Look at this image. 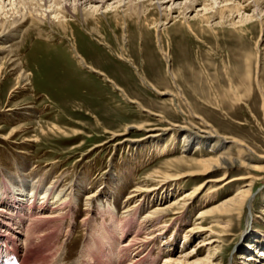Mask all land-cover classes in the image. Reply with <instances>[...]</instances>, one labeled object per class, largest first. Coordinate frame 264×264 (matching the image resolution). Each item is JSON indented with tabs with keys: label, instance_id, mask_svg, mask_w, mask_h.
Returning a JSON list of instances; mask_svg holds the SVG:
<instances>
[{
	"label": "rangeland",
	"instance_id": "obj_1",
	"mask_svg": "<svg viewBox=\"0 0 264 264\" xmlns=\"http://www.w3.org/2000/svg\"><path fill=\"white\" fill-rule=\"evenodd\" d=\"M15 2L5 0L6 6L12 3L7 10L16 8ZM177 3L173 6L168 2L163 10L166 6L178 10L185 0ZM209 3L214 4V0ZM250 7L242 16L234 15L233 19L222 23L211 20V27L200 26L204 31L199 37L190 30L185 37L167 30L157 41L154 31L151 37L142 35V38L135 26L131 27V37L134 34L132 38H136L128 45V51H123L130 61L117 56L121 51L118 45L121 32L113 21L110 25L107 17L100 20V30L110 46L75 24L79 54L88 66H94L108 77L81 65L80 58L72 51V43L66 38L62 42L63 34L53 26H45L47 31L41 35L36 32L29 35L25 43L14 46L21 69L31 75L26 86L20 85L17 84L18 73L9 68L0 82L3 111L0 114V208L5 214L9 213L10 219L18 202L7 183H16L20 178L33 177L44 188L55 182L57 193L63 191L69 200L61 203L62 206L57 204L53 210L50 200L29 199L24 207L18 206L24 212L20 218L22 223H28V227L32 224L30 231L27 228L28 239L26 232L24 236L27 242L23 243L28 248L23 264H77L76 259L84 250L85 255L95 257L86 245L92 236L97 238L92 242L94 249L97 246L104 253L103 249L114 243L110 233H118L106 210L108 205L116 206V222L120 228L125 225L129 228V238L138 231V239L129 251L132 255L138 252L139 258L147 264H165L167 259L195 252L201 248L202 241L208 239L213 245L205 246L199 254L186 259L188 264H264V3L258 8ZM154 12L159 17L158 11ZM108 19L113 20V16L108 15ZM170 26L172 21L166 24L167 29ZM193 27L201 30L198 24ZM185 30L188 29L185 27ZM132 59L140 67L138 73ZM114 82L124 91L116 88ZM16 84L20 86L12 93ZM159 114L165 117L164 121L157 116ZM189 121L202 127L207 124L228 138L227 146H231L234 156L237 154L235 145L240 143L253 160L252 165L260 169L247 172V169L232 168L227 181L249 177L254 182L246 179L225 186L222 185L227 181L212 184L214 190L208 189L195 200L184 218L177 216L168 220L161 236L142 242L140 239L159 230L153 227L151 234L146 229L148 223L142 220L144 216L159 204L167 206L179 200L204 180L186 181L180 190L172 187L165 192L152 193L140 199L136 208L125 212V205L135 202V199L127 201L128 196L138 188L154 186L148 175L165 172L169 170L168 163L183 158L184 141L178 136L176 149L158 155L154 146L159 141L170 140L169 135L157 138V142V139L139 142L149 131L135 128L128 134L131 142L118 145L123 137L114 138L109 131H121L126 125L151 124V129L158 128L152 132L157 134L170 124ZM53 127L63 131L54 132ZM14 129L20 130L5 136ZM33 139L38 141L31 142ZM202 150L203 155L211 154L209 146ZM194 151L188 154L189 158L197 157ZM212 176L213 180H221L223 172ZM244 182L253 184V195L242 214L229 218L209 215L204 220L199 219V213L234 197L236 189L244 188ZM93 192L96 195L90 205L86 204V195ZM210 192L215 199L207 202ZM101 207H104L103 212ZM48 214L56 217L46 216ZM94 228L100 234L94 235ZM105 230L110 233L101 241L105 245L102 247L99 235ZM117 237L119 239V234ZM30 238L32 241L27 246ZM87 247L89 249H85ZM249 256L253 259L248 261L245 258Z\"/></svg>",
	"mask_w": 264,
	"mask_h": 264
},
{
	"label": "bare ground",
	"instance_id": "obj_2",
	"mask_svg": "<svg viewBox=\"0 0 264 264\" xmlns=\"http://www.w3.org/2000/svg\"><path fill=\"white\" fill-rule=\"evenodd\" d=\"M15 1H16L15 2L16 8L14 9L11 8L10 10H7L12 3L6 6L5 0H0V82L4 71L10 68L16 70V73H18L19 75L17 84L25 85V86L29 83L31 73L26 72L24 69H21L20 67L21 62L19 63V59L18 57H16L17 55H15L16 50L14 49V46L21 44L20 42L23 43L25 39L27 40V38H29L28 37L29 35H32L36 32L38 35H41V33L47 31L45 26L49 25L51 26V28L53 26L54 28L59 30L63 34L61 36L63 38L62 42L65 41L64 38H66V40L69 39V42L72 43V51L78 58H80L81 65L88 66L84 57L79 54L75 44L76 37H75V30L73 27L75 24H78L80 27H83L86 33H89L88 35L95 36V39L97 41L98 40L102 41L106 43L108 46H110L109 43L105 41L106 39H104V34L101 31L102 25L100 20L102 17H107L109 24L110 21H113V23L115 24L114 27H116V29L118 28L121 32L120 37L118 36L119 41L117 40L119 42L118 45L120 46L121 51H119L117 56L123 59L125 58L130 61L131 59L129 57L128 59L125 56L126 54L123 53V51H126L128 49V45L131 44L132 40L136 38V37L134 39L132 38L134 37V34L131 37L130 34L131 27L133 28L135 26L136 29L135 31L137 32L138 36L140 35V37L142 38L150 36L151 31H154L156 33L155 37L157 38V41H160V39L165 34V31L167 30L173 34L183 35L184 37L186 36L185 33L187 31L189 32L190 30L194 36L199 37L198 34L202 35V32L204 31L203 28L200 26L202 25L208 27L213 26L212 23H210L211 20H216V23H222L226 20L233 19L234 15L242 16L246 14L245 13L246 9L252 5L257 6L258 8L260 7L261 4L264 3V0H220V1L214 0V4L209 3L212 0H185V4L183 3L179 4L181 8H178V10L173 7L168 8V6H166L165 8L166 10H163L164 5L168 4V2H171L173 6L174 5L176 6L178 5L177 2L179 0H15ZM111 1L113 3L110 4ZM151 5L153 6L150 7ZM100 6L102 7L100 8ZM155 10L158 11L159 17L155 15L156 14L154 12ZM194 12L196 13L192 15V13ZM77 14H79V16ZM108 15H112L113 20H109ZM170 21H172V27L170 26L171 28L167 29L166 24ZM195 24H198V27L201 29L200 31H198L195 27H193ZM184 26L188 30H185ZM142 32L144 33L142 34ZM142 35H144V37ZM38 38H40V36H38ZM133 44H135V42ZM163 51L166 55H168L164 49ZM132 63L138 73V71H140L139 70L140 67L138 68L136 66L135 60L133 61V59H132ZM88 67L108 77L107 74H105L103 71L98 70L94 66H88ZM108 79L111 82H113L110 77ZM17 84L15 88H13L12 93L16 91L17 87L20 86V85L17 86ZM114 85L116 88L118 87L122 89L121 86H119L116 82H114ZM122 90L124 91V89ZM165 93L167 92H163V94ZM14 110L15 109H8L7 111H14ZM2 112H3L2 106H0V114ZM157 116L163 119L162 121H164L165 117H163L160 114ZM150 127H152L151 124L147 126H145V124H142L141 126L126 125L124 129H122L121 131H113V132L109 131V132L111 133V135L114 136V138L123 137L118 145H124L126 143L131 142L130 138H128V134L132 129L135 128L139 130L141 129V130L149 131V134L144 136L139 142L142 141L153 142L157 138H162L166 135H169L171 137L170 140H173L172 142L169 139L167 142L164 140L161 142L160 141L157 142L159 139L156 140L157 145H155L154 148L158 153V155L167 154L173 151L174 149H176L178 145V140L181 139L182 141H184L181 146V148L183 149L182 151L183 158L168 163L170 165L168 166L169 170L165 172L158 171L148 175L150 182L154 183V186L151 188V186L146 185L147 187L136 189L133 192V195L131 194L130 196H128L127 199V201L129 199H131L130 201H134L135 199V202L133 203V205L126 204L125 205L126 210L124 211L130 212L131 209L136 208L137 206L136 203L139 202L140 199H146L152 193L156 194L159 191L165 192L167 189H170L172 187H176V190L177 188L178 190H180L182 189L181 185L189 180L195 181L199 178H202L204 181L199 185H196L190 193L183 194L179 200H176L167 206H163L162 204H159L156 207H154L153 210L149 211L142 219L143 221L145 220V223H148L146 229L148 228L149 231L150 230L154 231L153 227H155L157 230L159 229L161 231L159 230L158 232L155 231L154 234L151 236L146 235L147 236L146 238H142V239L139 238L140 240H142V242L148 241L149 239L153 238L155 235L161 236V234L164 233L162 232V230L167 228L166 223L168 220L170 221L174 220L175 218H177V216L184 218L185 214H187V212H189L190 209L194 206L195 200L199 199V197L205 194V192H207L208 189L213 188L212 190H214L213 187L214 184L222 183L228 180L226 179V177L228 176V173L231 172L232 168L235 167V168L247 169V172L248 170L260 169L257 165H252L253 160L246 154V151L242 148L243 146L241 147L240 143L235 145L236 147L235 150H237L236 151L237 154L236 156H234L235 154L232 153L231 146L229 147L227 146L228 143L230 142L229 139L220 135L218 132L213 130V128L207 124L205 127H202V125L201 126L196 125L190 121L185 122L181 125L170 124L169 126L160 129L159 131L161 132L157 134H153L152 132L156 131V129L158 128L151 129ZM17 130L20 129H14L5 136L9 137L10 135L14 134L15 131ZM52 131L57 132L63 130H61L60 128L53 127ZM44 132L42 130V133ZM178 136H180L179 139ZM32 141L37 142L38 139L35 140L33 139L31 140V142ZM205 146L207 147L209 146L211 148V154L203 155L204 153L202 149L203 148L205 149ZM192 149H195L194 153L197 154V157H195V159L189 158L190 155H188L190 153L193 154V152H191ZM213 155L216 156L214 157ZM222 172H223V176L221 180L220 179L213 180L214 176L212 175ZM248 178L241 177L238 180L244 181L247 179L248 181L251 180L252 182H254V179L252 178L248 179ZM238 180L227 181V183H225L222 186H225L228 183L230 184L231 182L232 183L237 182ZM8 183L7 186L9 187L11 193L16 198L18 202L17 204L18 206L24 207L23 204H25V201L29 199L32 200L36 199L38 201L43 200L46 202L50 200L53 206V207L51 206L53 210V208L58 207L57 204L60 205L65 200H68V198L65 197V193L63 191L57 193L56 190L57 188H55L57 184H55V182L50 183L45 188L43 184H40V182L34 179L33 177H29L27 179L20 178L19 180H17L16 183H13L11 181H9ZM242 185H244V188L242 187L236 189L234 192L235 193L234 197H230L226 200H223V202H221L220 204L214 205L208 208L206 211L199 213V219L201 218L202 220H204L209 215L210 216L217 215L224 218H229L234 215L242 214L244 212L243 210L245 209L246 205H248V201L251 199V196L253 195L252 194L253 184L252 183L247 184V182H244L242 183ZM211 193L212 192L209 193L208 198L206 197L207 202L215 199V196L213 195L210 196ZM94 195H96V193L94 192L88 193L86 195L85 197L86 204L90 205ZM43 208L45 209V207ZM106 210L109 212L110 217L113 220L114 227L117 228V231L116 230L115 231L116 233L118 232L117 234H119V239L117 237V234L114 233L112 235L109 231L106 230L104 233L99 235L100 236L99 242L102 247H105V245L101 241L104 242L105 239L108 237L109 233L111 236L114 237V243L112 247L106 246L107 249L105 248L103 249L104 251V253H102L103 262L101 264H147L146 263L147 261H144L139 258V254H137L138 252L132 255V253L130 252L131 250L129 251L131 245L134 246L133 244L135 243V240L138 239L136 237L138 231L132 237L129 238L128 236L129 228H127L126 225L125 227L120 228L121 226L118 225V223L116 222V214H115L117 210L116 206L113 207L112 205H108ZM101 211L102 212L104 211V207H101ZM4 212H5L4 209L0 208V216H1L0 221L2 223H7L9 221L8 220L9 213L5 214ZM46 216H51V218L56 217L55 215H51V214H48ZM59 217L61 216H58V218ZM141 224L144 225V222L143 223L141 222ZM51 226L53 227V225ZM31 228H32V224L30 225L28 230L30 231ZM28 230L26 228L25 232L27 233ZM33 231L36 232V230ZM93 233L94 235H98L100 234V231L94 228ZM152 233L153 232H151V234ZM28 234L29 233L26 234L27 239H28ZM96 239L97 238H94L92 236L90 243L95 242ZM208 240L202 241L203 244L201 248H199L197 251L176 257V259H172V258L167 259L165 264H188L186 259H188L189 257L192 258V256H196L197 254H199L201 252V249H203L205 246L213 245V243L207 242ZM31 241L32 239L30 238L28 240L27 246H29ZM214 243L216 244V242ZM90 245L93 244H89V247H91ZM85 249H89V248L87 247ZM84 251H83V255L88 258V261L95 258L91 254L90 256L85 255ZM115 257H119L118 260ZM245 259L249 261L253 258L249 256ZM85 263L87 262H84L83 264ZM152 263L154 264V262Z\"/></svg>",
	"mask_w": 264,
	"mask_h": 264
}]
</instances>
